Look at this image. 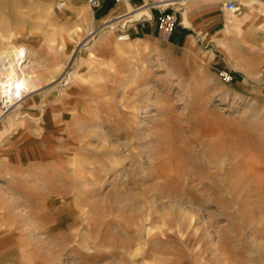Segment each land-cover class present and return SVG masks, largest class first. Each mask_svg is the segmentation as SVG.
I'll use <instances>...</instances> for the list:
<instances>
[{"label":"rangeland","instance_id":"1","mask_svg":"<svg viewBox=\"0 0 264 264\" xmlns=\"http://www.w3.org/2000/svg\"><path fill=\"white\" fill-rule=\"evenodd\" d=\"M227 1L173 5L176 47L0 0L28 88L0 97V264H264V0Z\"/></svg>","mask_w":264,"mask_h":264},{"label":"crops","instance_id":"2","mask_svg":"<svg viewBox=\"0 0 264 264\" xmlns=\"http://www.w3.org/2000/svg\"><path fill=\"white\" fill-rule=\"evenodd\" d=\"M60 1L64 4L61 8L64 9L63 15H76L82 21L72 26L80 24L84 28H93L106 23L107 26L120 29L121 33H127L129 38L132 35L133 39L158 35L157 26L153 20L156 11L144 7L146 0H124L120 2L115 0H99V5L96 7H92L89 4L90 7H88L85 3L86 0ZM186 1L176 0L172 4L185 3ZM184 22L182 21L183 24ZM184 26L188 27V25ZM173 33L170 36V39L172 37L173 45L176 47L184 46L188 40V35L185 34V31L178 35Z\"/></svg>","mask_w":264,"mask_h":264},{"label":"bare ground","instance_id":"3","mask_svg":"<svg viewBox=\"0 0 264 264\" xmlns=\"http://www.w3.org/2000/svg\"><path fill=\"white\" fill-rule=\"evenodd\" d=\"M170 1L172 3H174V1H176V0H170ZM77 30H79V27H77ZM123 47L122 48L121 47L117 48V50L119 52H123L124 51ZM26 56L27 55L25 53V50H23L21 48H15L14 46H12V47L9 46V48L0 50V97L3 100L4 103H8V102L12 103L14 101V99H16L17 97H21L22 96V92H25V90L28 89L27 85H26V82H25V77L26 76L25 77L24 76H20V73H19L20 71L22 72L23 69L25 68V66H23V63L27 59ZM26 67H27V65H26ZM126 124L129 127L131 125L130 123L128 124L127 121H126ZM126 124H123V125H126ZM124 133H125L124 127L120 126L118 134L123 135ZM130 144H132V143H130ZM128 146L131 147L130 145H128ZM63 157H64V155H63ZM70 192H71V190H70ZM75 213H77V214L79 213L80 215L82 213V215H85L87 217L86 218L87 219L86 222L88 224V229L90 231H92L94 223L96 224V219L95 218H97V216L90 217L89 214H87V212L81 206V204L73 205L68 210L67 216L69 214L70 215H75ZM156 234H158V233H156ZM138 236L139 235L136 234V237H138ZM161 237H162V235H161ZM133 238L135 239V237H133ZM134 239L131 242H128V243L124 242V243H122V245L114 246V247L109 248V249L113 250L111 253H117L118 255H122V254L124 255L125 253H128V255H129V253L131 252L129 249H131V247H134L133 248L134 249L133 250V252H134L133 256H136V254L139 253V252H137V250H138V243H140V240L137 239V244H135L134 243ZM19 247H20V245H19ZM109 249H107V250H109ZM109 251H111V250H109Z\"/></svg>","mask_w":264,"mask_h":264},{"label":"built area","instance_id":"4","mask_svg":"<svg viewBox=\"0 0 264 264\" xmlns=\"http://www.w3.org/2000/svg\"><path fill=\"white\" fill-rule=\"evenodd\" d=\"M87 3L96 7L99 5V0H86ZM117 2L124 0H115ZM172 2L170 0H147L146 6L149 9L156 11V14L153 17V20L156 23L158 36L161 40L168 41L170 39L171 34L174 32L176 26L178 25V17L173 10ZM63 7V3L59 2L56 5V9H61ZM225 7L229 11L236 10V3L233 0H228L225 4ZM129 36L127 33H122L118 36L120 40H126ZM218 76L223 83H231L234 81V75L230 70L226 68L218 69Z\"/></svg>","mask_w":264,"mask_h":264}]
</instances>
